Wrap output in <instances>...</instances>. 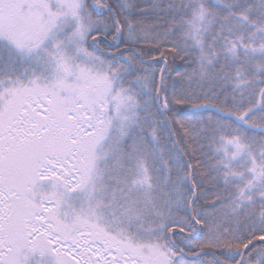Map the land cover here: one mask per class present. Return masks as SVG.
Masks as SVG:
<instances>
[{
    "label": "snow or ice",
    "instance_id": "snow-or-ice-1",
    "mask_svg": "<svg viewBox=\"0 0 264 264\" xmlns=\"http://www.w3.org/2000/svg\"><path fill=\"white\" fill-rule=\"evenodd\" d=\"M0 264H264V0H0Z\"/></svg>",
    "mask_w": 264,
    "mask_h": 264
}]
</instances>
